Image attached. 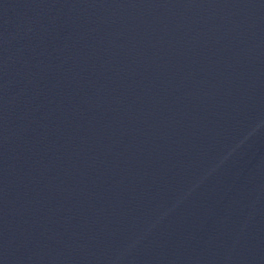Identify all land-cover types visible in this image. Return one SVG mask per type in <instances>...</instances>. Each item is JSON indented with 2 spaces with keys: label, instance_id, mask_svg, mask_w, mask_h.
Listing matches in <instances>:
<instances>
[{
  "label": "water",
  "instance_id": "95a60500",
  "mask_svg": "<svg viewBox=\"0 0 264 264\" xmlns=\"http://www.w3.org/2000/svg\"><path fill=\"white\" fill-rule=\"evenodd\" d=\"M56 264H264V0H61Z\"/></svg>",
  "mask_w": 264,
  "mask_h": 264
}]
</instances>
